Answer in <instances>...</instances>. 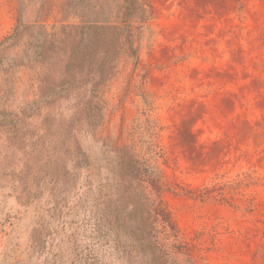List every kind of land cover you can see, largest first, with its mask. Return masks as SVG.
Returning a JSON list of instances; mask_svg holds the SVG:
<instances>
[{
  "label": "rangeland",
  "instance_id": "374dc122",
  "mask_svg": "<svg viewBox=\"0 0 264 264\" xmlns=\"http://www.w3.org/2000/svg\"><path fill=\"white\" fill-rule=\"evenodd\" d=\"M80 1L0 0V42L20 29L0 51V264H140L116 250L122 231L102 246L96 229L118 195L108 149L124 147L175 225L158 234L161 264H264V0H146L134 57L117 61L91 107L44 104L42 84L59 85L61 29L114 22L121 3ZM39 27L55 35L47 60L13 62ZM75 118L94 170L60 144Z\"/></svg>",
  "mask_w": 264,
  "mask_h": 264
},
{
  "label": "trees",
  "instance_id": "16d2710c",
  "mask_svg": "<svg viewBox=\"0 0 264 264\" xmlns=\"http://www.w3.org/2000/svg\"><path fill=\"white\" fill-rule=\"evenodd\" d=\"M66 1L64 7L68 9L78 4L77 0ZM86 1H80V5H85L84 9H87ZM115 7L117 15L114 22L84 21L79 26L66 25L61 29V34H66L64 39L67 42V49H60L61 58L56 60L60 66L62 65L60 74L56 77L59 85L51 83L53 86L45 88L42 84L39 96L41 102L52 104L58 99L72 96L77 105L91 107V99L98 98L96 89L112 75L117 61L122 56L134 57L132 20H140L137 27L139 29L151 17V8L146 0H121V3H115ZM38 29L36 35H32V39L22 50L25 60L21 63H17L16 60L13 62L30 65L43 63L45 58L47 60L46 53L55 35L42 27ZM19 32L18 27L12 35L0 42V51L10 46ZM1 62L0 59V64ZM86 85L90 86L86 92L90 98L88 101H84L86 97L80 92ZM37 102L33 101L30 106H36ZM79 119L70 120L65 128L60 127L63 130L60 144L66 156L73 160L74 167H80L83 163L85 168L91 167L94 170L96 168L88 161L89 156L81 148L80 140L83 133L74 128V123ZM45 129L46 132L39 137V141L42 136L51 135L49 128ZM41 142L40 148L45 151V144ZM108 151L116 158L114 174L117 178L114 184L118 186V195L114 200V206L104 205L102 208L99 222L96 224L99 241L102 246L107 245L109 241L115 243L117 232L122 231L127 242L121 245L116 240L115 248L116 250L122 248L121 255L125 257L126 262L131 253H135L140 264H161L162 252L158 234L167 230L176 232L171 215L160 199L151 200L146 195L141 172L143 164L140 163L138 156L126 147L120 150L109 148ZM158 226L162 231H158ZM109 232L111 234L115 232L114 239Z\"/></svg>",
  "mask_w": 264,
  "mask_h": 264
}]
</instances>
